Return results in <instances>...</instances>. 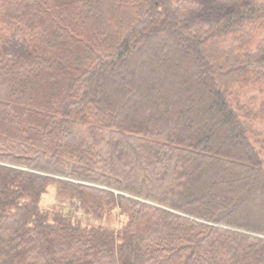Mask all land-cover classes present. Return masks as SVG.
Wrapping results in <instances>:
<instances>
[{"label":"trees","instance_id":"obj_1","mask_svg":"<svg viewBox=\"0 0 264 264\" xmlns=\"http://www.w3.org/2000/svg\"><path fill=\"white\" fill-rule=\"evenodd\" d=\"M255 28L264 0H0V264H264Z\"/></svg>","mask_w":264,"mask_h":264},{"label":"rangeland","instance_id":"obj_2","mask_svg":"<svg viewBox=\"0 0 264 264\" xmlns=\"http://www.w3.org/2000/svg\"><path fill=\"white\" fill-rule=\"evenodd\" d=\"M263 32H264V29L255 28L253 34L258 36V35H261ZM263 82H264V80L261 83L262 85L260 83H257V84L246 86L244 89L245 93L247 95H252V96L257 95L259 98V95H261V94H259L260 90L264 86ZM256 122H257L256 127H259V131L262 130V128L264 129V114H263V118L261 120H256ZM54 200H55L54 186L51 185V187H49V189H48L47 194L43 196V199L41 200V205L44 207H47V206L51 205V203H53ZM102 223H105L108 226H116V227L121 225V222L114 215L102 220Z\"/></svg>","mask_w":264,"mask_h":264}]
</instances>
